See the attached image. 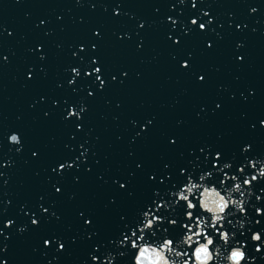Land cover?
Instances as JSON below:
<instances>
[{
  "label": "water",
  "instance_id": "water-1",
  "mask_svg": "<svg viewBox=\"0 0 264 264\" xmlns=\"http://www.w3.org/2000/svg\"><path fill=\"white\" fill-rule=\"evenodd\" d=\"M261 121L264 0H0V264H134L145 212L183 238L186 184L209 222L205 188L244 203L209 264H264Z\"/></svg>",
  "mask_w": 264,
  "mask_h": 264
},
{
  "label": "snow or ice",
  "instance_id": "snow-or-ice-1",
  "mask_svg": "<svg viewBox=\"0 0 264 264\" xmlns=\"http://www.w3.org/2000/svg\"><path fill=\"white\" fill-rule=\"evenodd\" d=\"M201 179H203V177H201ZM194 188H197V186L194 184H186L185 188L180 189L178 193L175 194L177 202L183 201L186 204V211L184 215L187 218V222H185L182 225V227L185 229L182 235L183 238H180L178 243L173 239L168 238L167 236H165L159 242H148L145 239L144 231L153 229L156 223H159L162 220H164V217L153 215L150 212L144 213L145 220L142 227L140 228V234L137 235V232L133 231L132 237H134V239L130 240L131 247L137 249L136 255L134 257V264H139V260L143 259V257L141 256V249L142 247L145 246H147L150 250L155 249L157 252L162 253L164 259L169 261V264H170V260H171V264H200L199 260L197 259L196 250L201 245H206L209 249V252L212 255V259H210L209 261H212L218 255L217 256L213 255L214 253L213 248H215V241L213 235H211L208 231L209 228L213 229L219 235L220 239L221 237H223L222 239L223 241L226 240L227 242H229L231 240L233 234L228 231L222 230L224 228V222L226 220V217L229 215L227 210L230 207L231 193H228V199H225L226 201L229 202L227 203L225 209L223 211L215 212V213H213L210 208L205 209L202 205V200L198 199L199 207L204 209V212L211 213L210 222H209L207 218L203 216L195 215L194 210L196 209L197 204L194 203L193 199H191L187 194V193H192ZM233 191H241L240 184H237V187L233 189ZM218 193L220 194V192ZM231 204L234 205L235 208L238 209L240 212L245 210L244 203L242 201H231ZM157 207H160V205H158ZM262 211L264 210L261 209V212ZM168 223L175 226L178 223V221L177 219L172 218L168 220ZM194 227L198 230H193ZM209 238H211V242H209ZM129 239L130 238L128 236H125L124 239L121 241V243L123 244L126 241H129ZM259 239L260 240L264 239V236H262L261 233L259 234ZM185 245H187V247L184 248L183 251L177 250V247H183ZM193 245L195 246L193 247ZM237 247L239 248L241 246H237ZM188 249H191L190 254ZM215 252H218L217 248H215ZM175 258H179V259H175ZM209 261L207 262V264H209Z\"/></svg>",
  "mask_w": 264,
  "mask_h": 264
},
{
  "label": "clouds",
  "instance_id": "clouds-1",
  "mask_svg": "<svg viewBox=\"0 0 264 264\" xmlns=\"http://www.w3.org/2000/svg\"><path fill=\"white\" fill-rule=\"evenodd\" d=\"M195 6V5H193ZM252 11H255V9H252ZM197 21L195 18H193L192 23L195 24ZM200 28L204 29L205 25L204 24H200ZM73 71H76L75 69H73ZM97 72L100 71L99 68L96 69ZM99 79V77H98ZM73 113L70 111L69 115H72ZM261 124L264 125V121H261ZM10 142L15 143V144H19L20 143V137L17 133H12L9 137ZM246 147H250V146H246ZM219 155V154H217ZM63 167V165H61V168ZM253 167H255V163H253ZM243 169H241L242 171ZM260 175L264 176V168L261 169L260 171ZM252 180H257V176L255 174H253L251 176ZM246 184H250L251 181L246 179L245 180ZM237 187V186H236ZM59 191V189H57ZM203 195V199H202V205L205 209L210 208L211 211L213 213L215 212H220L223 211L227 205V203H229L228 201L225 200V198L220 195L214 188L212 190L209 189H205V192L202 194ZM259 199V197H258ZM257 214L261 213V209L257 208L256 209ZM242 212H245V210H243ZM258 222V221H257ZM13 223V221L9 220L6 222V226H10ZM33 224H37L38 221L37 220H33L32 221ZM259 232H253L251 239L253 242H258L261 241L259 239ZM221 239H223V237H221ZM209 242H211V238H209ZM225 243H227V241L225 240ZM49 244V241H45V245L47 246ZM61 248H63V245H60ZM256 251L259 252L261 251V246L259 243L256 244ZM197 259L199 260L200 264H207V262L212 259V255L209 252V249L206 245H201L197 250ZM141 256L143 257L142 260H139V264H169V261L165 260L163 257V254L160 252H157L155 249H149L147 246L142 247L141 249ZM92 259L95 261L97 258L95 256L92 257ZM227 259L229 260L230 264H241V261H246L247 259H249L247 257V253L244 250V246L242 245L241 247H232V249L229 252V255L227 257ZM254 259V258H251Z\"/></svg>",
  "mask_w": 264,
  "mask_h": 264
}]
</instances>
